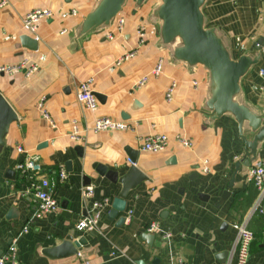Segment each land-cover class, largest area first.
I'll use <instances>...</instances> for the list:
<instances>
[{
  "label": "crops",
  "instance_id": "obj_1",
  "mask_svg": "<svg viewBox=\"0 0 264 264\" xmlns=\"http://www.w3.org/2000/svg\"><path fill=\"white\" fill-rule=\"evenodd\" d=\"M95 1L6 0L0 7V65L22 59L38 65L26 77L21 71L0 74V96L16 117L0 144V253L12 243L17 264H226L227 256L223 261L219 254L233 243L231 223L243 220L253 206L256 190L246 172L252 165L264 168V142L249 165L239 164L234 172L235 163L243 159L236 123L229 115L209 120L201 113L207 73L199 65L188 68L171 61L167 49L158 45L157 24L149 19L155 0H144L138 7L126 0L115 16L123 19L120 28L113 18L78 42V25ZM35 8H48L52 15L29 35L37 42L32 51L22 47L18 37L27 34L23 15ZM202 13L205 26L224 36L233 58L257 56L240 78L241 98L262 115L264 124V92L258 89L264 83V0H205ZM138 27L143 42L136 46ZM134 48L131 58L114 63ZM158 61L160 73L150 75ZM143 76L146 80L137 86ZM85 79L99 95L93 109L75 97L78 83ZM170 83L174 87L166 99ZM101 117L123 120L132 129L93 132L94 120ZM72 123L79 140L68 136ZM147 134L166 135L165 148L141 151L140 138ZM16 146L37 154L48 191L58 204L56 211L32 217L33 199L22 192L25 182L15 170L23 157ZM127 150L147 179L126 193L123 210L110 219V204L120 184L105 173L126 172ZM203 159L206 172L201 171ZM84 185L92 186L91 198L80 196ZM225 190L229 194L219 202ZM103 199L95 228L76 230L75 222L89 212L91 200ZM151 223L155 228L147 232ZM246 225L252 241L245 264H264V214L252 212ZM143 234L153 235L150 244ZM65 237L82 240L77 254L51 257L45 252Z\"/></svg>",
  "mask_w": 264,
  "mask_h": 264
},
{
  "label": "water",
  "instance_id": "obj_2",
  "mask_svg": "<svg viewBox=\"0 0 264 264\" xmlns=\"http://www.w3.org/2000/svg\"><path fill=\"white\" fill-rule=\"evenodd\" d=\"M125 1L96 0L78 25L77 41L80 42L84 35L93 30L107 27L119 13ZM143 1L134 0V6L138 7ZM204 2L205 0H155L149 19L157 24V43L167 49L168 59L180 62L188 68L199 65L205 69L207 82L201 113L209 120L229 115L235 121L243 151L242 161L235 163V172L239 164L244 167L249 165V161L255 157L258 145L264 142L262 115L242 100L240 87V78L256 63L257 56L241 54L233 58L230 55L224 36L215 27L205 26L202 13ZM18 39L22 47L36 50L37 42L34 38L21 34ZM92 93L96 99L99 98L98 94ZM121 117L126 118L123 114ZM15 119L14 112L0 96V144L4 131ZM246 134H249L250 138H247ZM127 156L133 163L134 153L127 150ZM99 172L101 173V170ZM105 176L111 182L120 184V190L112 199L108 212V217L112 219L117 212L123 210L126 193L147 177L133 164H130L121 176H117L115 171H107ZM232 181L233 175L228 185H231ZM228 194V191H223L219 202L223 201ZM118 221H123V217H120ZM141 237L149 244L153 239L151 234H143ZM81 244V239L72 240L65 237L57 246L45 252L51 257L69 256L77 254ZM227 255L226 251L219 254L223 257V261Z\"/></svg>",
  "mask_w": 264,
  "mask_h": 264
},
{
  "label": "built area",
  "instance_id": "obj_3",
  "mask_svg": "<svg viewBox=\"0 0 264 264\" xmlns=\"http://www.w3.org/2000/svg\"><path fill=\"white\" fill-rule=\"evenodd\" d=\"M6 4V0H0V7ZM72 14L74 12L72 11ZM52 13L48 8H35L26 12L22 19L21 25L24 31L32 36L35 34L37 25L40 21L51 17ZM115 18L116 27L120 28L123 23L122 18ZM137 35V45L143 42L142 27H138L136 30ZM111 38V34L106 35ZM257 45V44H256ZM136 48L122 54L115 60V64L118 65L122 61H125L133 56ZM38 65L35 62L29 61L28 59H22L15 64H1L0 74L10 75L14 72L21 71L26 77L31 75L37 70ZM161 63L158 61L153 69L150 71V75L156 76L160 73ZM261 74L262 71L260 70ZM146 80V76H143L136 83L137 86L143 84ZM174 83H170L168 86L165 98L170 99ZM258 89L264 92V83L258 86ZM76 100L80 102L85 108L93 109L96 106V97L93 95L90 89V79H85L80 81L77 85ZM43 115L47 117L45 112ZM51 123V122H50ZM135 125V123H132ZM127 129H132L131 124L123 120H112L107 117L96 118L91 126L93 132L100 131H124ZM68 136L72 140H79V132L75 123L71 124ZM167 137L164 134H147L140 138V150L143 152L157 153L162 151L166 146ZM182 145H188L186 140H180ZM15 150L23 155L22 159L15 164V170L24 179L25 187L22 192L28 194L32 197L34 202V209L32 211V217H40L48 212L56 211L58 204L56 200L51 196L48 191V180L42 174V168L37 154L24 150L21 146H16ZM126 161L129 164H133L128 158ZM208 170L207 160L203 159L201 161V171L206 172ZM59 178L64 177L62 170L58 173ZM247 180L251 182L256 190V196L253 201V206L248 212L247 216L240 221L232 222L231 227L235 231L233 243L228 251L226 264H245L248 257V248L250 242L252 241V232L247 227L246 221L249 215L256 211L263 213L264 204V168L260 165H252L247 168L246 172ZM80 196L83 198H91L93 193V188L91 185H84L79 189ZM106 203V200H91L90 210L87 214L81 216L75 222V228L78 231L90 230L95 228L99 218L100 209ZM130 215V210L125 212V219L128 220ZM27 224L21 227V232H25L27 229ZM155 228V224L151 223L146 227L147 232H152ZM168 233L164 234L167 236ZM0 264H17L16 259V248L10 243L7 248L0 253Z\"/></svg>",
  "mask_w": 264,
  "mask_h": 264
}]
</instances>
